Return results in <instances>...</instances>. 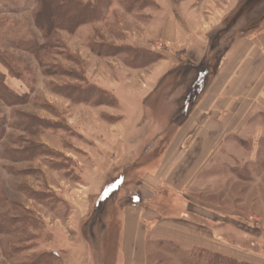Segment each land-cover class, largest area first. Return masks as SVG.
<instances>
[{
  "label": "rangeland",
  "instance_id": "obj_1",
  "mask_svg": "<svg viewBox=\"0 0 264 264\" xmlns=\"http://www.w3.org/2000/svg\"><path fill=\"white\" fill-rule=\"evenodd\" d=\"M104 2L100 20L45 36L36 0H0V264H30L41 254L53 264H117L126 191L160 165L230 39L264 29V0ZM195 38L208 44L205 57ZM131 48L156 59H136ZM224 151L231 157L205 173L203 196L257 227L264 136ZM21 217L34 222L22 228ZM238 240L264 253V239ZM149 247V264H221L202 247Z\"/></svg>",
  "mask_w": 264,
  "mask_h": 264
},
{
  "label": "crops",
  "instance_id": "obj_2",
  "mask_svg": "<svg viewBox=\"0 0 264 264\" xmlns=\"http://www.w3.org/2000/svg\"><path fill=\"white\" fill-rule=\"evenodd\" d=\"M166 27L167 37L172 36L174 23ZM198 45L205 57L208 44ZM191 111L160 165L136 179L120 201L117 264H149V246L157 241L244 254L245 260L264 264V253L248 252L238 240L252 237L262 242L264 223L253 227L246 220L239 222L235 212L203 196L205 173L221 158L231 157L224 151L227 143L259 142L264 136V29L230 39ZM255 154L244 152L251 159Z\"/></svg>",
  "mask_w": 264,
  "mask_h": 264
},
{
  "label": "trees",
  "instance_id": "obj_3",
  "mask_svg": "<svg viewBox=\"0 0 264 264\" xmlns=\"http://www.w3.org/2000/svg\"><path fill=\"white\" fill-rule=\"evenodd\" d=\"M104 1L109 2L110 0H36L39 7L36 20L45 36L51 35L56 29H66L74 32L81 24L100 20L103 17L105 14ZM108 47L106 46V48ZM129 50L132 52L131 56H134L136 59L140 55H146L148 57L147 60L156 59L155 57L157 56L153 52H145L134 48ZM0 81L5 86V75L0 74ZM13 95L19 99V96ZM9 221L10 225H7L11 226L10 231H13L14 228L12 226L14 223L17 226V222L12 219H9ZM20 222H22L21 226L24 228L25 225L29 226L28 224H31L34 220L30 217H21ZM8 226L7 229L9 230ZM27 238L32 239V236L28 235ZM53 260L48 255L41 254L30 264H53ZM212 260L221 264H251L237 261L233 257L222 256L218 252L214 253Z\"/></svg>",
  "mask_w": 264,
  "mask_h": 264
}]
</instances>
